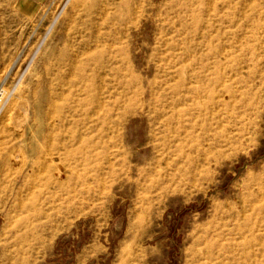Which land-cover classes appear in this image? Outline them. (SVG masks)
<instances>
[{"label":"rangeland","instance_id":"1","mask_svg":"<svg viewBox=\"0 0 264 264\" xmlns=\"http://www.w3.org/2000/svg\"><path fill=\"white\" fill-rule=\"evenodd\" d=\"M0 22V264H264V0H0Z\"/></svg>","mask_w":264,"mask_h":264},{"label":"bare ground","instance_id":"2","mask_svg":"<svg viewBox=\"0 0 264 264\" xmlns=\"http://www.w3.org/2000/svg\"><path fill=\"white\" fill-rule=\"evenodd\" d=\"M228 97V96H227ZM96 99V97H95ZM118 100V99H117ZM106 107V106H105ZM210 107L209 106H205L204 110L205 112H209L210 111ZM106 113H108V109L105 110V116H106ZM51 118V117H50ZM181 123H184L181 122ZM167 128H168V132H169V136L165 139V142L163 143L164 146H168L169 144H172L173 142H176L180 136L184 133H188L189 129H194L195 128V125L191 124L190 122H188L187 124H180V125H177V128L175 127H172L170 124H166ZM172 134V136L170 135ZM186 140V138L184 139Z\"/></svg>","mask_w":264,"mask_h":264},{"label":"crops","instance_id":"3","mask_svg":"<svg viewBox=\"0 0 264 264\" xmlns=\"http://www.w3.org/2000/svg\"><path fill=\"white\" fill-rule=\"evenodd\" d=\"M2 41H3V28H2V25H1V22H0V84L3 80V72H4V69H5V61H4V58H3V48H2Z\"/></svg>","mask_w":264,"mask_h":264},{"label":"built area","instance_id":"4","mask_svg":"<svg viewBox=\"0 0 264 264\" xmlns=\"http://www.w3.org/2000/svg\"><path fill=\"white\" fill-rule=\"evenodd\" d=\"M5 100V90L3 87H0V109H1V105L3 104Z\"/></svg>","mask_w":264,"mask_h":264}]
</instances>
